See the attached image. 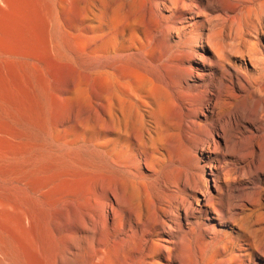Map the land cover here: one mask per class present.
<instances>
[{
  "label": "bare ground",
  "instance_id": "6f19581e",
  "mask_svg": "<svg viewBox=\"0 0 264 264\" xmlns=\"http://www.w3.org/2000/svg\"><path fill=\"white\" fill-rule=\"evenodd\" d=\"M4 12L11 14V32L23 42L18 44L37 46L42 38L43 49L48 54L59 60L65 58L71 72L77 68L79 80L73 73V77L65 76L72 79L67 85L71 90L92 93L93 81L99 84L96 82L99 79L103 86L100 84L101 91L93 97L94 123L78 121L85 132L81 148L88 151L86 157L97 165L95 169L101 178L91 211L85 210L81 188L75 184H58L53 177L49 180L45 177L46 181L38 184L35 177L36 184L0 183V264H99L107 253L98 238L104 231L117 244L134 240L138 248L133 264H162L160 261L177 264L190 251L191 240L182 230L185 221L199 211L194 209V203L199 206L201 197L206 200L207 215L223 227L220 233L226 239H235V230L240 231L236 237L240 241L235 249L237 254H229L222 264H253L254 258H264V237L253 227L248 229L238 224L244 217L226 210L222 200L214 203L207 185H196L191 192L182 193L184 197L174 196L179 186L171 181L170 172L165 176L167 167L163 159L165 151L178 157L203 149L209 160L214 156V181L219 190L222 188L217 183L224 180L227 184L235 171L229 168V158L234 159L235 168L244 164L250 174L264 178V0H0V15ZM145 82L149 83L148 87ZM67 86L66 92L70 90ZM9 89L6 90L10 92ZM38 89L35 85V90ZM59 118L62 119L58 117L57 121ZM57 123L53 126L56 131ZM38 132L41 137L44 131ZM216 135L223 142H217ZM184 141L189 146L192 143L194 150L186 147ZM20 149L18 153L25 154ZM59 172L57 176L62 174ZM145 194L149 198L147 204L142 199ZM171 220L180 229L179 233L169 224ZM88 240L93 243L89 255ZM203 240L206 241L205 237Z\"/></svg>",
  "mask_w": 264,
  "mask_h": 264
},
{
  "label": "rangeland",
  "instance_id": "374dc122",
  "mask_svg": "<svg viewBox=\"0 0 264 264\" xmlns=\"http://www.w3.org/2000/svg\"><path fill=\"white\" fill-rule=\"evenodd\" d=\"M0 16L3 17V19L0 18V21L2 23V24L0 23L1 24L0 31L2 33V34H0V66H1L0 67V106H1L0 115L4 116V118L2 116H0V169H1L0 170V183L6 184L9 186L10 185L12 186V184H14V183L18 184V183L23 182V181H25L26 183H29V184H36V183L38 184V183H41V181L43 182V180L45 182L46 179L49 180L51 177H53L55 182L58 181L57 182L58 184H63V185H68V184L74 185L75 184V186H78L79 189L80 188L82 189V190L80 189V191H81V194H82V197L84 200L83 203L85 205V210L87 213H89L92 209V203H94V200L97 199L96 194H95V190H97V187L100 183L101 178H100L99 172H97L98 169H95V168H98L97 165L95 167V165L92 164L89 161V159L86 157V156H89L88 151L85 148H81L83 144L80 141H81V138L85 135V132L83 130V124H87V122H91L92 124L94 123L93 114H92V111L94 108L93 97L96 93L98 94L101 91L100 84L102 87L103 81L101 82L100 79H99L100 81L97 80L96 82H99V84L95 83V81H93L95 84V87H94L95 89L92 90V93L88 92V91H83L82 89H76L74 91L71 90L70 86H67V85H69V82H70L68 80H72V79H70V78L67 79L66 77H68V75H70V77L75 76V79L79 80L80 72L77 73V71H78L77 68L71 72L69 67H68L69 65L66 62L65 58H61L63 61L61 59L59 60L56 58V56H51L50 54H48V52L46 50H44L45 47L43 45V42L41 41V39H42L41 38V30H38L41 39L38 41V44H36L37 46H31L30 47L29 45L27 46L26 43H24V45L18 44L17 42L22 43V44H23V42H21V40L17 36L13 35L11 32L10 27H12V25H13V22H11V14L9 12H4L3 15H0ZM7 25H9V26H7ZM39 28L41 29V27H39ZM1 29H3L4 32ZM40 46L42 47V49H39V48H41ZM35 47H36V49H35ZM43 47H44V49H43ZM30 49H32V50H30ZM35 50L36 51L41 50L38 52L40 54H38V53L36 54ZM30 51L32 54L30 53ZM44 51L46 52L47 58L45 56ZM9 53H10V55H9ZM13 53L14 54L16 53V54L12 55ZM19 53H21V54H19ZM41 53H43V54L41 55ZM34 54H35V56H34ZM9 56H11L12 59H10ZM25 56H27V57H25ZM31 57H33V58H31ZM34 57H35V59H34ZM52 57L54 60L52 59ZM52 61H54V62H52ZM29 63H31L30 65H32V66H30ZM55 63H57L58 66ZM49 64H50V66H49ZM23 66H24V68H23ZM194 66L199 67L198 64H196V65L194 64ZM28 67L29 68L31 67L32 69L30 68L28 70ZM65 67H67V69ZM25 68H26V71H25ZM16 69L18 70V72ZM3 71L5 72V74ZM23 71H24L25 75H24ZM67 71H68V73H67ZM26 72H28V74ZM75 74L76 75L78 74L77 77ZM6 75H7V77H6ZM59 76L61 77V79ZM56 78H59V79H56ZM28 79H30V80L27 81ZM2 80L5 82V85H3L4 82ZM52 80L55 83H53ZM60 80H62L61 82L64 81L63 83H65V84H63L61 82H60V84H58ZM66 80H67V83H66ZM30 81H31V83H29ZM56 81H58V82L56 83ZM22 82L24 85L22 84ZM32 82H33V84H32ZM41 83H43V85H40ZM52 83H53V85H52ZM20 84H21V86H20ZM30 84H32V85H30ZM35 85L37 86V89L39 88L38 90H35ZM54 85H57V86L55 87ZM62 85H63V87H61ZM145 85L148 87L149 83L145 82ZM3 86H5L6 88ZM18 86H20L23 89V91L21 90L20 87L15 88ZM52 86H53V89H52ZM66 86L68 88H70V90H68L67 92H66V88H65ZM13 87L16 90L13 89ZM43 87H44V89H43ZM7 88L8 89L10 88L9 90L11 93L8 92V90H6ZM45 88H47V89H45ZM55 88H57V89H55ZM28 89L30 91H28ZM40 89L45 91V93L43 91L41 92ZM4 90H6L7 92H5ZM19 90H21V91H19ZM25 90H27V91H25ZM40 92H41V94H39ZM44 98H45V100H44ZM40 99L42 102L43 101L44 102L42 103L40 101ZM45 101H46V104H45ZM54 101H56V102H54ZM63 101H66V102H63ZM6 104H8V105L6 106ZM53 104H54V107H51V106H53ZM2 106H3V109H2ZM15 108H16V110H15ZM53 108H56V110H53ZM70 109L72 111H70ZM73 109H75V110L73 111ZM81 109H83V110H81ZM7 110L8 111L10 110L9 111L10 113ZM78 110H79V112H77ZM40 111L42 113H40ZM62 111H64V112H62ZM70 112H72V114ZM68 113H70V114H68ZM34 114H35V116H34ZM87 114L92 116V118L89 117ZM6 115L11 119L7 118ZM18 115H20V116H18ZM12 116H14V117L16 116V118H18V119L13 118ZM58 117L62 118V119L59 118L60 119V120H58L59 122L57 121ZM79 117H80V119H79ZM86 117L87 118L89 117L88 118L89 121L86 119ZM6 118H7L8 122L5 120ZM39 118L42 120H40ZM90 118L92 119V121ZM30 119L32 121L33 120L36 121V119H37L38 121H36V122L33 121L31 123ZM11 120H13V121L15 120L16 123L11 121ZM64 120L66 123L63 122ZM78 121L80 123H83V124L80 125ZM11 122L14 124L12 125ZM18 122H21V123L18 124ZM37 122H39V124ZM55 123L58 124L57 128H58L59 132L56 131L55 127L53 128V126H55L54 125ZM15 124H17V125H15ZM38 125H42V126L40 127ZM19 126H21V127L19 128ZM29 126H31L32 128L30 129ZM34 127H35V129H37L38 127L39 128L37 130L34 129L35 130L34 131L33 130ZM22 128L26 129L28 132L30 131L29 132L30 134L25 132L26 130L24 131V129L22 131ZM63 128H64V130H63ZM40 129H41V131L42 130L44 131V132H42L43 134L41 133V137H40V133L38 132V131H40ZM45 131H47V132H45ZM32 132H35V133L32 134ZM21 133L23 136L21 135ZM35 134H39L38 135L39 137ZM18 136H21V137H18ZM57 136H59V137L57 138ZM88 136H90V138L92 137V135H88ZM26 137H27L28 141L26 140ZM44 137H45V139H44ZM60 137H61V139H60ZM35 138H37V139H35ZM54 138L59 139V140H56ZM50 139L51 140L54 139L53 141H55L56 144L53 141L50 142L51 141ZM215 139L217 142H223L222 139L217 135L215 136ZM30 140H31V142H30ZM32 140H36L37 143L35 141H32ZM37 140H40L41 142L37 141ZM60 140H63V141H60ZM25 141H26V143H25ZM66 141H67V144H66ZM23 142L27 145H24ZM186 142L184 141V144L186 145V147H190L191 149L193 148V150H194L195 146L193 144H197V143L193 140L192 141L193 144L190 143V146H189V143L188 142L186 143ZM32 143L34 145H32ZM49 143H51V144H49ZM28 144L31 145L29 148H28V146H29ZM36 144H38V146L40 145V147H38ZM45 146H47V147H45ZM60 146L62 148H58ZM72 147H73V149H71ZM20 148H22V150H24L25 154L23 153V151L19 152V153H21V155L18 153V151L21 150ZM23 148H25V149L27 148L28 152ZM74 148H77V149H74ZM33 149H35L37 151L38 150H41V151L37 152ZM48 150H49V152H48ZM58 150L59 151L61 150L62 152L61 151L59 152ZM53 151L56 154L53 153ZM30 152L32 155L28 154ZM33 152L35 153V155ZM44 152H46V153H44ZM36 153H39L41 155L37 154L38 156H36ZM42 153H44V155ZM12 154L13 155L15 154V155L13 156ZM59 154H61V155H59ZM22 155L24 157H22ZM63 155L66 157L62 158ZM32 156H34V157H32ZM59 156H61V157H59ZM26 157L27 158L29 157V158L27 159ZM66 158L70 161L66 160ZM212 158L213 159L209 160L206 156H204V150L203 149H199V150L195 149L194 151L189 152L188 155L178 156V157L174 156L173 154L168 153L166 151L163 152V159L165 160V163H166L165 166L167 167L166 171H164L165 176L167 177V172H170L171 173V175H170L171 181H173V183L176 182V185L179 186L177 188V190L179 191L180 189H182L179 192L176 191V193L174 191V193H173L174 196L184 197V194H187L189 191L191 192L195 188L196 185H200V184H203L204 186L207 185L210 189V194H211L212 198L215 199L214 203L219 202V200H222L223 205L225 206L226 210H230L234 214H241L242 215L241 217H244L245 220L244 221L239 220L238 224H240V225L243 224L248 229L253 227L254 230L259 232V236L264 237V180H263L264 178L261 177L259 179V178L255 177L254 175L250 174V171L248 170V168L244 164L238 165L237 168H235L234 159L229 158L228 159V165L230 166L229 168L235 169V171H233V173H232V178H228L231 182L228 181V183L226 184V182L223 180L222 182L217 183L221 186L222 190L216 189V182L214 181V179L216 178V169H214L215 168L214 166H216V162L214 160V156ZM22 159H27V160H22ZM36 160H39V161H36ZM51 160L52 161L54 160V162H51ZM78 161L82 162V163H79ZM43 162H45V163L47 162L46 164L49 167H47L46 164ZM57 163H59V164H57ZM32 164H34V165H32ZM51 164L53 166L54 165H57V166L53 167ZM68 164H70V165H68ZM76 164L79 165V167ZM31 165H32V167H31ZM39 165H40V167H39L40 169L37 168V166H39ZM168 165H170V166L168 167ZM33 166L35 168H37L38 171L36 169V170H32L33 171L32 172L30 169H35V168H33ZM85 166H88V167H85ZM90 166H93L92 167L93 169H91ZM6 167H7V169H6ZM43 167H47L49 169L47 170V168L45 169ZM176 167H178V168L176 169ZM180 167H182V169ZM24 168H25V170H24ZM55 168H56V171H55ZM81 168H82V170H81ZM212 168H213L214 173L212 172ZM238 168L240 170H238ZM3 169H4V172L2 171ZM10 169L12 172L10 171ZM77 169L80 173L76 171ZM5 170H6V173H5ZM39 170H41V171H39ZM65 170H66V172H65ZM72 170H74L75 172ZM1 171H2V173H1ZM13 171H14V173L15 172L16 173L14 174ZM35 171H37V173ZM47 171H48V173H47ZM59 171H61L62 174ZM67 171H68V173H67ZM8 172L10 175L7 174ZM25 172H26V174H28V173L29 174L26 175ZM58 172L61 175L57 176L56 174H58ZM63 172H64V175H63ZM73 172H74V175H73ZM92 172L94 174H92ZM30 173L31 174L35 173V175H37V176H35L34 174L31 175ZM42 173H43V176H42ZM76 173H78V174L75 176ZM81 173H84L88 176L81 174ZM38 174H40V175H38ZM50 174L51 175L53 174L56 176H53V175L51 176ZM95 174H97V176L98 175L99 176L97 177ZM12 175L14 176V178ZM19 175H20V177H19ZM70 176L73 178H71ZM81 176H84V178ZM247 176H248V178H247ZM9 177H10V179L12 178L14 180V182H13V180H9ZM36 177H39L40 179H38ZM43 177H44V179H43ZM45 177H46V179H45ZM61 177H63L62 179L65 182L63 180H61ZM172 177H173V179H172ZM235 177L236 178L241 177V179L236 180ZM30 178L32 180H30ZM33 178L35 179V182L38 180H39V182L34 183ZM68 178H70V179H68ZM79 178H81V179H79ZM86 178H88V179H86ZM202 178H203V180H202ZM6 179H8V180H6ZM85 179L88 182L85 181ZM51 180H53V179H51ZM5 181H6V183H5ZM7 181H9V182H7ZM89 181H90V183H89ZM73 182H75V183H73ZM82 183L84 186H82ZM84 183H86V185ZM148 184H150V181H148ZM191 184H192V186H191ZM83 187H85V189H83ZM257 188H258V190H257ZM84 192H85V194H84ZM182 193H184V194H182ZM94 197H95V199H94ZM142 199H143V202L145 204H147V201H149V198L146 194H145V196L142 197ZM200 199H201L200 205L198 206L197 202H195L194 203V209H196V210L198 209L199 211L204 210L205 214L204 213L200 214L199 211H196V215L193 218L191 217L188 221H185V228L182 230V232L184 231L185 233H187L189 241L191 240V242L189 243L190 251L187 252L186 255L183 256L181 258L180 262L177 264H196V262L197 263L199 262L198 264H202V263L203 264H222L221 262L223 260L228 259L229 254H231L233 252H234V254H237V252H235L236 251L235 249H236V245L238 243H240V241L236 237H238L240 235V231L238 229L235 230V232H236L235 239H233V240L232 239H226V237H224L225 235L220 233V232H223V231H221L223 229V227H220L219 225L215 224L214 221H212L213 216L210 217L207 215V212L205 211L206 210L205 209L206 200L203 197H201ZM241 207H243V208H241ZM250 213H252V214H250ZM102 215H104L103 211H101V217H102ZM183 215H184V213H183ZM253 216H254V219H253ZM249 223L250 224L252 223V224L250 225ZM169 224L172 225L175 233H179L180 229L173 225L172 220ZM226 229H228V228H225L224 230H226ZM203 237H205L206 241L203 240ZM98 238L101 241V243L106 247V251H107V253L102 255V259L100 260L99 264H133L132 258L135 256L137 248H138L137 246L134 245V240H129V241L125 242L124 244H119V243L117 244V243L113 242L114 240L112 239V235L106 231L102 232L101 235L98 236ZM231 243L233 244V246L231 245ZM195 246H196V248H195ZM226 248L228 249L227 255H225L226 253L224 254ZM86 250H87V255H89L93 251V243L91 240H88L86 242ZM196 250H197V252H196ZM194 251L196 252V254H194L195 253ZM104 252H105V249H104ZM158 261H160V260H158ZM160 263L165 264L164 261H160ZM252 263L253 264H264V258H262V257L254 258Z\"/></svg>",
  "mask_w": 264,
  "mask_h": 264
}]
</instances>
